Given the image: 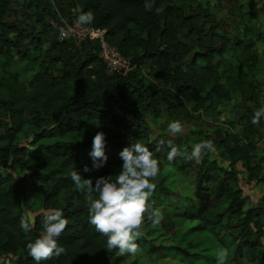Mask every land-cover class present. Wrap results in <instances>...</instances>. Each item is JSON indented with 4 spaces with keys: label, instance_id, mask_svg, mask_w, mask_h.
Returning a JSON list of instances; mask_svg holds the SVG:
<instances>
[{
    "label": "trees",
    "instance_id": "1",
    "mask_svg": "<svg viewBox=\"0 0 264 264\" xmlns=\"http://www.w3.org/2000/svg\"><path fill=\"white\" fill-rule=\"evenodd\" d=\"M145 2L59 0L54 8L47 0H23L16 7L10 0H0V264H35L26 244L43 233V214L51 209H61L69 220L58 240L67 251L41 264H139L138 257L128 262L127 255L107 250V237L89 223L88 193L78 189L70 174L78 170L94 184L111 175L123 163L119 153L135 143L132 136L146 134L142 127L146 111L159 113L163 108L178 114L190 105L194 112L214 113L240 94L236 124L241 136L218 128L203 138L213 141L231 167L240 163L247 181L264 189V166L252 163L264 118L258 126L251 122L264 100V77L256 78L264 74V51L262 59L254 53L264 40V28L250 27L245 19L249 12L240 5L232 14L242 27L231 36L214 19L206 0H155L151 11ZM156 8L162 11L157 13ZM88 11L95 17L90 26L104 29L105 39L131 60L133 69L127 75L106 72L95 41L77 45L58 39L60 14L71 22ZM30 63L38 71L28 79ZM142 69L152 84L142 83ZM153 95L155 105L148 101ZM91 126L92 133H105L108 159L104 167L85 172V166L93 165L95 134L80 135ZM144 145L157 154V144ZM27 158L36 162L33 168ZM260 161L264 164V155ZM197 165L191 203L184 205L181 197L168 203L163 211L167 223L160 227L169 232L172 225L195 223L171 230L169 244H156L150 233H144L137 241L144 255L152 261L207 264L205 259L217 264L218 252L227 249L228 262L264 264V219L257 207L244 209L241 189L229 188L228 181L236 180L234 170L218 166L208 154ZM216 172L220 177L213 176ZM154 183L151 200L166 193L162 180ZM215 199L227 205L214 203ZM36 200L39 212L32 209ZM29 213L35 226L26 234L20 220ZM11 228L21 231L22 241Z\"/></svg>",
    "mask_w": 264,
    "mask_h": 264
},
{
    "label": "clouds",
    "instance_id": "2",
    "mask_svg": "<svg viewBox=\"0 0 264 264\" xmlns=\"http://www.w3.org/2000/svg\"><path fill=\"white\" fill-rule=\"evenodd\" d=\"M154 3L155 0H146L145 8L151 11ZM155 10L157 13L162 11L161 8ZM94 19L91 11L80 12L76 23L80 26L90 25ZM58 31L62 39L69 36V32L64 27H60ZM262 118H264V106L255 111L251 122L258 126ZM184 131V125L179 120L168 124V132L172 135H182ZM165 143L169 149L167 153L169 164L178 157L189 161L194 160L199 164L205 155L217 152L211 140H202L193 145L190 154L186 148L181 150L171 140L167 142L161 140L158 142L157 151ZM105 145V133L98 131L93 137L90 152L93 165L91 169L85 166V172L98 170L106 165L108 157L105 154ZM119 155L123 163L120 171L115 175L99 177L94 184L93 179H85L78 170H73L70 178L80 191L88 193L86 204L89 223L99 234L107 237V250H117L122 256H135L142 253L137 241L143 237L147 223L150 222L155 226L164 219L163 212L154 207V201L151 200L157 188L153 181L160 172V161L149 147L139 141L124 147ZM42 224L43 233L26 244L28 254L35 264H41L42 261L51 260L54 257L59 258L67 251L58 242L59 237L69 225V220L64 216L63 211L51 209L44 212ZM34 226L35 219L31 214L22 216L20 227L24 233H30ZM228 257V250L221 249L217 255V264H226Z\"/></svg>",
    "mask_w": 264,
    "mask_h": 264
},
{
    "label": "rangeland",
    "instance_id": "3",
    "mask_svg": "<svg viewBox=\"0 0 264 264\" xmlns=\"http://www.w3.org/2000/svg\"><path fill=\"white\" fill-rule=\"evenodd\" d=\"M11 7H16L18 3H21L23 0H10ZM51 4V7L57 8L59 0H47ZM210 5V9L214 16L215 20L221 21V27L224 31H228V33L233 36L235 33L240 31L242 27V22L238 16L232 14L233 9H236L237 5H240L242 11H248L247 21H249V25L252 28L263 30L264 28V0H206ZM259 6V7H258ZM249 19V20H248ZM48 22H51V19H47ZM60 22V27L67 23L66 17L63 15H59L56 20ZM56 24V22H53ZM54 24V25H55ZM59 27V28H60ZM264 51V40L258 42L254 48V53L257 55L259 59L263 58ZM38 71L35 64L30 63L27 68V76L28 79L32 78L33 75ZM141 74L143 77L142 83L145 85L152 84V79L150 75L147 73L145 69L141 70ZM264 74L256 75V78H263ZM156 95L150 96L148 101L152 104L156 101ZM158 100V99H157ZM242 99L241 95L236 93L234 98L229 101L218 106V109L214 113H206L203 111L194 112L191 110V106L188 105L187 110H181L178 114H169L163 108H160V112H152L146 111L144 116V125L146 134L143 136H138V134H134L132 136L134 142L139 141L144 144L146 142H153L158 145V142L163 140L165 142L171 140L176 146L183 149H187L190 154L192 150V146L204 140L203 134H214V131L218 128L224 129L225 131H233L237 132L241 136V126L236 124L238 118L237 108L241 104ZM155 105V104H154ZM163 105L160 104L159 107ZM264 106V104H263ZM179 120L185 128V131L182 135H172L168 132V124L172 121ZM94 127H90V131L83 133L80 136H93L95 133ZM261 135L256 138L257 150L254 153V159L252 163H260V165L264 166L263 162L260 161V157L264 155V125L261 127ZM73 137H78L74 133ZM31 136H29L30 138ZM19 140L22 143H26V139L22 136L19 137ZM217 152L214 154H208L210 160L215 161L218 166L224 167L227 170H234L236 180H229L228 186L231 189H241L242 196L244 197V209L252 207H257V211L261 213V217L264 219V189L261 185L257 184L254 180L247 181V172L241 167L240 163L229 164L228 161L224 160L220 156V149L215 146ZM169 149L167 144L160 148L157 154H154L156 158L160 161V172L158 176L154 179L153 182H158L162 180V186L165 187L166 193L159 194L158 197H153L152 201H154V207L160 209L162 212L165 210L166 205L168 203H172L175 199L181 197L180 199L184 203V205H189L191 203L192 196V186L194 183V179L196 176V171L198 169V165L189 160H185L182 157L176 158L174 162L171 164L167 161V153ZM27 162L29 167L33 168L36 164L34 159L27 158ZM121 165H117L113 168L112 174H117ZM220 177V173H213V176ZM214 203L221 204L223 207L227 205V202L220 199H215ZM32 209L35 212H39L40 202L36 200ZM33 214V213H29ZM224 222L227 220V216H223ZM164 221L167 223L166 219L160 224H163ZM195 222L193 220H188L186 222L172 225L170 226L169 232L162 230L160 224L153 226L150 222L147 223L144 233H150L151 237L154 240V243H170V234L171 230L181 228V230H185L187 227L193 225ZM165 224V223H164ZM20 241L23 240V236L21 231L18 228H11ZM191 249H197L193 247ZM138 257L140 259L139 264H182L181 262L171 260L169 258L158 259L156 261L150 260L144 253L137 254L135 256L127 255V261H131L133 258ZM207 264H212L215 261L213 260H205L202 259ZM226 264H235L232 262H226Z\"/></svg>",
    "mask_w": 264,
    "mask_h": 264
},
{
    "label": "built area",
    "instance_id": "4",
    "mask_svg": "<svg viewBox=\"0 0 264 264\" xmlns=\"http://www.w3.org/2000/svg\"><path fill=\"white\" fill-rule=\"evenodd\" d=\"M76 21L77 19H74L71 22L64 23L62 27L69 32V36L62 39L59 33V40H71L77 45L83 40L95 41L99 48V58L108 74L125 76L133 69L131 60L123 56L115 45L110 44L105 39L104 29H95L90 25L80 26Z\"/></svg>",
    "mask_w": 264,
    "mask_h": 264
}]
</instances>
